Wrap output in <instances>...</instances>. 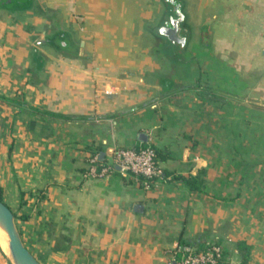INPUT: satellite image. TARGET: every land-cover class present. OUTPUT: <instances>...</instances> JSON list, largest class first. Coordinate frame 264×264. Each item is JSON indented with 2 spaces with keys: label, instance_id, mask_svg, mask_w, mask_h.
<instances>
[{
  "label": "crops",
  "instance_id": "1",
  "mask_svg": "<svg viewBox=\"0 0 264 264\" xmlns=\"http://www.w3.org/2000/svg\"><path fill=\"white\" fill-rule=\"evenodd\" d=\"M7 1L0 195L34 256L169 264L216 240L221 264H264V0H165L161 17L155 0ZM145 146L163 170L149 185L84 177L92 156ZM199 174V191L177 179Z\"/></svg>",
  "mask_w": 264,
  "mask_h": 264
},
{
  "label": "built area",
  "instance_id": "2",
  "mask_svg": "<svg viewBox=\"0 0 264 264\" xmlns=\"http://www.w3.org/2000/svg\"><path fill=\"white\" fill-rule=\"evenodd\" d=\"M101 163L99 154L92 156L90 167L84 177H102L117 168L123 175L132 173L143 177L149 185L163 175L157 160V152L152 146L117 148L111 164ZM168 252L173 254L169 264H219L221 258V247L216 244L201 252H190L182 258H178V254L181 253L180 247Z\"/></svg>",
  "mask_w": 264,
  "mask_h": 264
},
{
  "label": "water",
  "instance_id": "3",
  "mask_svg": "<svg viewBox=\"0 0 264 264\" xmlns=\"http://www.w3.org/2000/svg\"><path fill=\"white\" fill-rule=\"evenodd\" d=\"M12 0H9L11 2ZM144 135V134H142ZM104 160V153L100 154ZM136 212L143 211V205L135 206ZM0 230L8 240L9 258L12 264H42L25 245L20 230L17 226L16 217L11 208L0 199Z\"/></svg>",
  "mask_w": 264,
  "mask_h": 264
},
{
  "label": "trees",
  "instance_id": "4",
  "mask_svg": "<svg viewBox=\"0 0 264 264\" xmlns=\"http://www.w3.org/2000/svg\"><path fill=\"white\" fill-rule=\"evenodd\" d=\"M31 2H32V0H28V1L21 3V1L16 0V3L21 4V6H27ZM12 3H14V1L10 2V4H12ZM194 88L199 89L200 94L203 96H208V97L216 98V99L220 98L218 92L216 90L212 89L211 87H201L200 85H196V87H194ZM200 175L201 174H199L198 176H189V177L178 176L177 179L182 180L184 183H186L191 190L199 191L203 187V181L201 180ZM0 199H1V195H0ZM213 244L219 245L221 247V258L219 260V264H221L222 259L225 256V248L222 246L221 241L214 240V241L202 242V246L200 248H198L195 252L204 251V250L208 249L210 246H212Z\"/></svg>",
  "mask_w": 264,
  "mask_h": 264
},
{
  "label": "rangeland",
  "instance_id": "5",
  "mask_svg": "<svg viewBox=\"0 0 264 264\" xmlns=\"http://www.w3.org/2000/svg\"><path fill=\"white\" fill-rule=\"evenodd\" d=\"M4 1L6 2V0H4ZM13 1H14V3H12V5H13L12 8H13L14 11L16 10L17 12H20V11H24L25 12L26 8H24V6H21V4H19L20 2L16 3V0H12V2ZM19 1H21V3H22V2H25V1H28V0H19ZM34 1L35 0H32V3ZM155 1L157 2V15H159V17H161L163 15V13H164L165 0H155ZM8 2L9 1H7V3ZM50 14H51V12H50ZM17 16L20 18L19 13H18ZM17 16L15 17L16 19H18ZM28 31H29V33L31 32L33 34V36H31V39L35 40L33 42V44H35L36 46H41V43H42L41 33L37 32L34 28H30V29H28ZM48 36H52V32H48Z\"/></svg>",
  "mask_w": 264,
  "mask_h": 264
},
{
  "label": "bare ground",
  "instance_id": "6",
  "mask_svg": "<svg viewBox=\"0 0 264 264\" xmlns=\"http://www.w3.org/2000/svg\"><path fill=\"white\" fill-rule=\"evenodd\" d=\"M0 241L3 245V247L5 248V251H7L8 254H10L9 252V248H8V240L6 235L0 230Z\"/></svg>",
  "mask_w": 264,
  "mask_h": 264
}]
</instances>
